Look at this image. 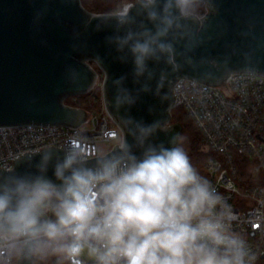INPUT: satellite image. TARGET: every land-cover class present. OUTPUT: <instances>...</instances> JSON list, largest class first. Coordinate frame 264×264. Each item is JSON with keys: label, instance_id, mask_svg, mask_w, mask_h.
<instances>
[{"label": "clouds", "instance_id": "9594fccd", "mask_svg": "<svg viewBox=\"0 0 264 264\" xmlns=\"http://www.w3.org/2000/svg\"><path fill=\"white\" fill-rule=\"evenodd\" d=\"M196 7L197 0H132L109 40L131 55L137 76L152 77L150 61L176 66L183 22ZM125 127L111 151L45 150L38 162L27 159L34 171L0 175V264L51 255L82 264L85 254L92 264H252L231 230L235 214L182 138L160 141L157 123L131 117Z\"/></svg>", "mask_w": 264, "mask_h": 264}, {"label": "water", "instance_id": "95a60500", "mask_svg": "<svg viewBox=\"0 0 264 264\" xmlns=\"http://www.w3.org/2000/svg\"><path fill=\"white\" fill-rule=\"evenodd\" d=\"M201 1L208 12L183 22L176 66L150 61L149 77L148 72L137 76L131 55L109 40L118 13L93 14L82 0H0V126L80 127L90 114L65 101L94 89L96 64L104 76L105 109L123 135L131 117L157 123L160 141L180 136L182 126L171 124L178 80L218 87L233 73L264 76V0ZM65 148L25 153L13 170L0 168V175L34 171L29 157L34 164L40 152L62 154ZM18 264L31 262L19 258Z\"/></svg>", "mask_w": 264, "mask_h": 264}, {"label": "built area", "instance_id": "2783aa9c", "mask_svg": "<svg viewBox=\"0 0 264 264\" xmlns=\"http://www.w3.org/2000/svg\"><path fill=\"white\" fill-rule=\"evenodd\" d=\"M174 98L175 108L183 109L199 129L203 149L213 154L200 174L235 214L231 230L244 240L252 264H264V76L233 73L218 87L182 78ZM89 114L77 128L0 126V168L13 170L23 154L52 146L74 145L88 155L111 151L123 135L121 128L106 109ZM80 259L92 264L86 254Z\"/></svg>", "mask_w": 264, "mask_h": 264}, {"label": "trees", "instance_id": "16d2710c", "mask_svg": "<svg viewBox=\"0 0 264 264\" xmlns=\"http://www.w3.org/2000/svg\"><path fill=\"white\" fill-rule=\"evenodd\" d=\"M132 0H82V5L93 14H116L121 11L124 2ZM207 3L197 0V7L193 14L203 17L207 14ZM98 73L102 75L96 64H92ZM68 106L82 108L89 113L105 112L102 93L90 92L86 95L73 96L66 99ZM171 124L182 126V146L199 173L203 166L213 156L211 152L203 149L202 136L193 119L181 108H175L171 113ZM17 264V259L15 261ZM37 264H70L67 258L60 255H51Z\"/></svg>", "mask_w": 264, "mask_h": 264}, {"label": "rangeland", "instance_id": "374dc122", "mask_svg": "<svg viewBox=\"0 0 264 264\" xmlns=\"http://www.w3.org/2000/svg\"><path fill=\"white\" fill-rule=\"evenodd\" d=\"M129 3H131V2H130V1H126V2H124V4H123L121 10H122L127 4H129ZM93 67H94V66H93ZM103 79H104L103 74H102V75L99 74V79H98V81H97V84H96V86L94 87V89L91 91V92H96V93L101 92V93H102V98H103V91H102ZM103 102H104V99H103ZM104 108H105V106H104ZM88 258H89V257H88Z\"/></svg>", "mask_w": 264, "mask_h": 264}]
</instances>
